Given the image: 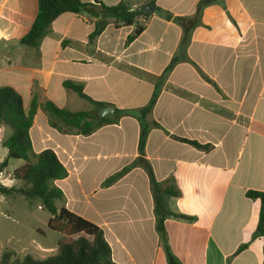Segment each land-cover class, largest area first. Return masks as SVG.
<instances>
[{
	"label": "crops",
	"instance_id": "0c3cea01",
	"mask_svg": "<svg viewBox=\"0 0 264 264\" xmlns=\"http://www.w3.org/2000/svg\"><path fill=\"white\" fill-rule=\"evenodd\" d=\"M99 1L154 12L132 26L110 21L93 41L101 19L66 13L39 49H17L37 17L38 0H0V42L7 40L0 87L16 90L26 112L39 102L30 138L36 154L52 150L68 172L55 182L64 194L60 208L103 231L115 264H264V238L255 237L261 202L250 197L264 192V0ZM177 18L197 24L187 30ZM139 27L143 32L128 43ZM66 81L105 106L80 98ZM156 87L158 100L144 122L116 113L146 107ZM47 102L96 116L112 108L115 118L90 135L66 131L44 110ZM144 125L149 131L139 160ZM5 127L0 164L8 156ZM17 161L4 171L23 166ZM151 174L161 193L179 192L164 197L172 214L164 222L167 244L157 228ZM43 236L33 229L7 252L37 260L56 255L58 242Z\"/></svg>",
	"mask_w": 264,
	"mask_h": 264
},
{
	"label": "trees",
	"instance_id": "16d2710c",
	"mask_svg": "<svg viewBox=\"0 0 264 264\" xmlns=\"http://www.w3.org/2000/svg\"><path fill=\"white\" fill-rule=\"evenodd\" d=\"M205 1L199 6L204 7ZM96 7H102L101 15L95 12ZM158 13L171 19L170 15ZM66 13L90 14L101 20L96 23V29L91 35L93 41L104 29L113 21L116 26H132L136 19L145 14L131 11L123 2L117 6L107 7L99 0L94 4L84 3L81 0H38V13L30 31L23 36L19 43L26 47L39 49L42 40L49 34L50 27L55 20ZM176 21L187 30L192 29L197 22L195 20L180 19ZM144 30L139 27L129 36L128 43L136 39ZM173 65L169 68L171 70ZM64 87L76 93L80 98L91 103V100L83 92V87L73 82L66 81ZM160 89L156 90L149 104L133 111L116 110L118 115L125 114L137 117L144 122L146 117L153 111L158 100ZM98 107L104 104L95 103ZM39 102L34 99L31 108L26 112L22 96L11 87H0V126L9 127L11 135L3 142L4 148L8 150V156L0 164V171H4L11 160H21L24 165L14 171L15 181L18 184L12 188L0 187V196L4 197H24L28 201L38 200L43 210L51 214L48 221V228L60 235L56 255L45 260H37L31 256L23 259H16L12 252H4L0 256V264H115L112 260V251L107 243L103 231L95 224L69 212L65 208H60L59 204L64 200V194L55 182L63 180L68 176V172L52 150H45L36 154L32 148L30 130L36 115ZM44 110L53 119L61 122L66 131L77 129L83 135H90L98 130L107 119H99L89 112H70L66 109H59L53 103L47 102L43 105ZM57 126V124H54ZM60 131H63L60 128ZM149 129L144 125L140 139V158L143 160V145ZM185 141V140H184ZM197 148L209 150V147L202 146L197 142H189ZM126 170L116 175L121 177ZM151 185L156 197L157 228L164 244H167V236L164 228L165 218L169 214L164 204V197H178L179 192L174 188L161 193L162 185L156 182L153 175L150 176ZM250 197L261 202V211L255 237L264 238V192L250 193Z\"/></svg>",
	"mask_w": 264,
	"mask_h": 264
},
{
	"label": "rangeland",
	"instance_id": "374dc122",
	"mask_svg": "<svg viewBox=\"0 0 264 264\" xmlns=\"http://www.w3.org/2000/svg\"><path fill=\"white\" fill-rule=\"evenodd\" d=\"M7 40L0 42V67L2 64V56L5 54V46ZM17 49L27 47L17 42ZM29 49V48H27ZM6 128V136L12 133L9 127ZM17 160H11V167H14ZM24 165V162H21ZM18 184L16 183L15 186ZM15 198V197H14ZM41 203L38 200L28 201L24 197L16 196L15 199L0 200V252H7L15 245V239L19 237H30L33 229H40L45 233L43 241L46 243H57L60 235L48 228V221L52 217L46 210H40L38 206ZM37 236V235H35ZM40 235H38L39 237ZM37 237V238H38ZM42 237V236H41ZM16 258H22L16 254Z\"/></svg>",
	"mask_w": 264,
	"mask_h": 264
},
{
	"label": "water",
	"instance_id": "95a60500",
	"mask_svg": "<svg viewBox=\"0 0 264 264\" xmlns=\"http://www.w3.org/2000/svg\"><path fill=\"white\" fill-rule=\"evenodd\" d=\"M139 11L143 12V13H146V14H153L154 8L153 7L142 8ZM96 13L97 14L101 13V8L100 7H96ZM97 116L100 119H108V120H114V118H115L114 110L112 108H103L102 110H100L98 112Z\"/></svg>",
	"mask_w": 264,
	"mask_h": 264
},
{
	"label": "built area",
	"instance_id": "2783aa9c",
	"mask_svg": "<svg viewBox=\"0 0 264 264\" xmlns=\"http://www.w3.org/2000/svg\"><path fill=\"white\" fill-rule=\"evenodd\" d=\"M15 184L14 173L0 171V187L12 188Z\"/></svg>",
	"mask_w": 264,
	"mask_h": 264
}]
</instances>
